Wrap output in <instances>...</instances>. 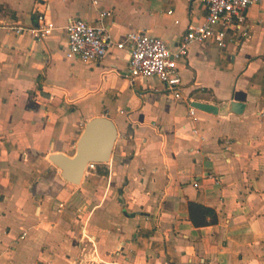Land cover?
<instances>
[{
    "label": "crops",
    "instance_id": "1",
    "mask_svg": "<svg viewBox=\"0 0 264 264\" xmlns=\"http://www.w3.org/2000/svg\"><path fill=\"white\" fill-rule=\"evenodd\" d=\"M42 13L52 35L16 32ZM207 13L205 0H0V264H264V1L226 47H189L186 102L133 80L129 48L94 63L69 54L71 19L175 50ZM94 118L117 139L75 185L50 157H73ZM190 202L218 223L196 227Z\"/></svg>",
    "mask_w": 264,
    "mask_h": 264
},
{
    "label": "built area",
    "instance_id": "2",
    "mask_svg": "<svg viewBox=\"0 0 264 264\" xmlns=\"http://www.w3.org/2000/svg\"><path fill=\"white\" fill-rule=\"evenodd\" d=\"M264 0H205L208 13L199 25H190L175 50L165 40L148 33L133 32L123 42H116L110 32L102 26H95L81 18L71 19L66 26L70 56L82 62L102 61L113 48L130 50L129 72L137 78H157L178 100H184L183 82L178 64L186 58L189 47L194 44H216L226 47V37L231 32L238 37L247 29V12L250 7ZM104 12L101 16L107 15ZM46 13L38 16V25L30 30L19 27L17 33L30 31L34 38L45 40L55 30ZM186 102V100H184ZM190 114L196 109L188 103ZM98 163H89L87 169H94Z\"/></svg>",
    "mask_w": 264,
    "mask_h": 264
},
{
    "label": "water",
    "instance_id": "3",
    "mask_svg": "<svg viewBox=\"0 0 264 264\" xmlns=\"http://www.w3.org/2000/svg\"><path fill=\"white\" fill-rule=\"evenodd\" d=\"M197 109L216 114L218 110L211 105L193 103ZM235 106L240 107L239 104ZM118 131L109 118H94L87 123L73 157L54 154L51 161L62 171V177L69 183L80 185L89 163H108Z\"/></svg>",
    "mask_w": 264,
    "mask_h": 264
},
{
    "label": "trees",
    "instance_id": "4",
    "mask_svg": "<svg viewBox=\"0 0 264 264\" xmlns=\"http://www.w3.org/2000/svg\"><path fill=\"white\" fill-rule=\"evenodd\" d=\"M190 219L196 227H205L218 223L217 212L196 202L189 203Z\"/></svg>",
    "mask_w": 264,
    "mask_h": 264
}]
</instances>
